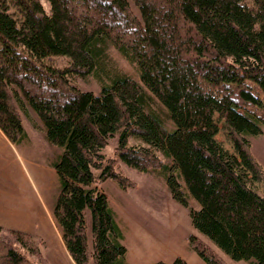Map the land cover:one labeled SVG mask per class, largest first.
Wrapping results in <instances>:
<instances>
[{
  "label": "trees",
  "instance_id": "16d2710c",
  "mask_svg": "<svg viewBox=\"0 0 264 264\" xmlns=\"http://www.w3.org/2000/svg\"><path fill=\"white\" fill-rule=\"evenodd\" d=\"M45 1L48 13L40 0H0V131L20 143L21 114L31 111L33 128L59 150L52 215L73 263L127 264L96 186L119 180L102 154L116 136L118 159L160 170L194 230L231 260L264 264V171L249 140L264 130V0ZM108 46L136 66L139 81L108 61ZM52 57L67 65L47 64ZM90 76L98 93L69 82ZM220 122L232 152L216 139ZM35 237L0 226V264H35L26 253L47 264ZM195 241L205 264H227Z\"/></svg>",
  "mask_w": 264,
  "mask_h": 264
},
{
  "label": "rangeland",
  "instance_id": "374dc122",
  "mask_svg": "<svg viewBox=\"0 0 264 264\" xmlns=\"http://www.w3.org/2000/svg\"><path fill=\"white\" fill-rule=\"evenodd\" d=\"M40 1L48 13V3L45 0ZM132 11L137 15L133 6ZM106 54L108 61L119 71L139 81L133 63L127 61L112 46H108ZM67 62L68 59L64 57L46 59L47 64L59 68L65 67ZM69 82L82 91H100V81L91 76L71 78ZM44 90L45 96L55 94L51 91L46 93ZM161 111L164 113L162 109ZM29 114L33 122L37 121L31 111ZM29 118L21 114L26 138L18 144L11 143L0 131V223L18 229L0 226L35 235L42 249L40 259L43 262L74 264L63 246L60 230L52 215L59 185L51 161L59 150L45 141L43 133L33 128ZM166 123L171 128L169 121ZM219 127L216 139L225 149L232 152L222 122ZM249 140L250 153L264 171V130L259 136L250 137ZM132 141L130 138L128 144L131 145ZM116 145L117 139L113 136L108 140L102 154L103 164L111 162L112 170L120 176L119 182L106 179L98 181L96 186L106 194L115 214L123 235L122 243L126 247L127 264H154L158 261L169 264L176 257L187 264H205L190 245V237L196 238L195 244L199 248H207L208 253H216L227 264H249L246 261L231 260L194 230L189 208L171 197L162 172L153 169L142 172L127 166L118 159ZM159 157L164 163H169L168 159L160 155ZM259 192L264 195V185L259 187ZM188 201L193 209L199 207L192 199ZM26 255L35 264H40L39 258L28 253ZM88 262L93 264L91 260Z\"/></svg>",
  "mask_w": 264,
  "mask_h": 264
},
{
  "label": "crops",
  "instance_id": "0c3cea01",
  "mask_svg": "<svg viewBox=\"0 0 264 264\" xmlns=\"http://www.w3.org/2000/svg\"><path fill=\"white\" fill-rule=\"evenodd\" d=\"M53 162V160L51 161V163ZM0 225H2V226H6V227H10L9 225H5V224H2V223H0ZM10 228H13V229H18V228H14V227H10ZM20 230H24L25 231V229H20ZM27 231V230H26ZM71 259V258H70ZM72 261V260H71Z\"/></svg>",
  "mask_w": 264,
  "mask_h": 264
}]
</instances>
